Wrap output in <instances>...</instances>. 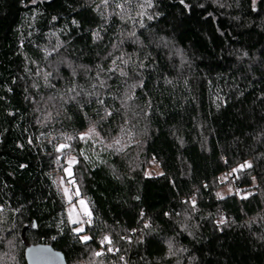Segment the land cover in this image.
Masks as SVG:
<instances>
[{"label":"trees","instance_id":"obj_1","mask_svg":"<svg viewBox=\"0 0 264 264\" xmlns=\"http://www.w3.org/2000/svg\"><path fill=\"white\" fill-rule=\"evenodd\" d=\"M41 244L264 264V0H0V264Z\"/></svg>","mask_w":264,"mask_h":264},{"label":"water","instance_id":"obj_2","mask_svg":"<svg viewBox=\"0 0 264 264\" xmlns=\"http://www.w3.org/2000/svg\"><path fill=\"white\" fill-rule=\"evenodd\" d=\"M27 264H67L64 254L50 245H30L25 251Z\"/></svg>","mask_w":264,"mask_h":264},{"label":"rangeland","instance_id":"obj_3","mask_svg":"<svg viewBox=\"0 0 264 264\" xmlns=\"http://www.w3.org/2000/svg\"><path fill=\"white\" fill-rule=\"evenodd\" d=\"M72 165H73V163L71 165H69V167H68L71 169V173H72ZM159 173H160L159 170L155 171V174H159ZM67 176H68V174H67ZM222 192L224 195H227L230 191L223 189ZM73 196H75V195L68 192V198H73ZM80 201H78L77 203H72L68 207V214H69L71 222L73 223V220L77 221L76 223H73L74 225H79L81 223L84 224V223L88 222L86 219L88 217V215H85V211L89 212L88 204L86 203L85 200H83L84 205H81ZM79 227L83 228V225H80Z\"/></svg>","mask_w":264,"mask_h":264},{"label":"built area","instance_id":"obj_4","mask_svg":"<svg viewBox=\"0 0 264 264\" xmlns=\"http://www.w3.org/2000/svg\"><path fill=\"white\" fill-rule=\"evenodd\" d=\"M237 172V170H230V171H226L225 173H223L222 177L229 181L227 189L232 192V193H240L241 192V188L237 185L236 182L232 181V177L235 176V173ZM67 189L69 190V193L73 194L74 193V186L72 184H68L67 185Z\"/></svg>","mask_w":264,"mask_h":264},{"label":"snow or ice","instance_id":"obj_5","mask_svg":"<svg viewBox=\"0 0 264 264\" xmlns=\"http://www.w3.org/2000/svg\"><path fill=\"white\" fill-rule=\"evenodd\" d=\"M182 2H183V0H182ZM93 132H94V129H90L88 135H91ZM81 138H83V137H81ZM64 147H65L64 145H61V149L64 148ZM73 162H74V161L70 160V161H69V164L71 165ZM248 166L250 167V165H248ZM242 167H243V166H242ZM65 171L67 172L68 176H71V175H72V173H71V169H70V168L66 169ZM234 171H235V170H234ZM62 181H63V178H62ZM71 182L74 183V181H71ZM63 191H64L65 193H67L69 190H68L67 188H64ZM76 194L79 195V191H78V189H77ZM218 195H219V194H218ZM69 199H71V198H69ZM80 204H81V205H84V201L81 200V201H80ZM85 215H89V216H90L91 214H90L89 212L85 211ZM76 222H77L76 220H73V223H76ZM75 231H76L77 233L82 232V231H83V228H77V229H75ZM81 239L84 240V241H87V240L90 239V238H89L88 236H83V237H81ZM106 239H107V238H106ZM109 242H110V241H109ZM102 243H103V241H102ZM97 255H100V253H97Z\"/></svg>","mask_w":264,"mask_h":264}]
</instances>
